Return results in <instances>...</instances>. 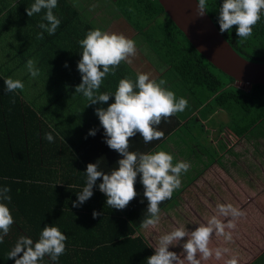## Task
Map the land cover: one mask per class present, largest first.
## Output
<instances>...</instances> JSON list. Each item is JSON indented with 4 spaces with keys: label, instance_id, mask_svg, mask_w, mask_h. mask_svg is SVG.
<instances>
[{
    "label": "crops",
    "instance_id": "obj_1",
    "mask_svg": "<svg viewBox=\"0 0 264 264\" xmlns=\"http://www.w3.org/2000/svg\"><path fill=\"white\" fill-rule=\"evenodd\" d=\"M113 2L114 0H58L53 12L61 20V24L54 35L44 32L43 39L38 40L36 35L42 30L37 25L41 22L47 23L42 20L45 10L28 17L25 9L34 3V0H0V40L7 41L3 43L6 47L0 50V59L3 57V60H10L4 65L0 62V79L4 81L5 78L11 77L23 83L30 82L31 85L34 79L27 74H18V70L14 68L21 63L24 56L27 60H38L33 51L39 48H53L58 64L62 67L60 76L63 84L59 85L58 89L50 86L43 90H34L29 88V85H24V90L17 93L36 114L41 111L38 118L46 127V131H52L55 127L58 129L57 154L43 157L47 162L56 160L57 182L60 187L63 185L61 181L67 184L65 188L68 191L61 193L58 200L59 225L63 226L59 229L67 236V242H73L74 247L66 249L65 261L70 264L68 255H71L72 264H86L88 258L98 257L97 254H92L99 246L98 242L103 241L102 246L106 247L108 242L117 240V236L123 239L122 236L129 233V229H132L129 238L142 237L154 254L160 235L181 224L186 225L189 231L194 230L196 225L206 223L211 215L216 214L217 204L231 203L245 213L236 223L247 225V236L253 243L248 249L238 250L235 238L238 232L234 230L231 242L214 236L211 246L226 247L229 251L225 258L236 256L238 264H248L264 251V216H261L260 212V207H264V157L259 159L251 154H241V151L245 150L243 147L239 151L235 149L233 153L225 152L224 146L220 145L214 134L217 127L228 121L227 118H222L223 115L227 116L226 113L219 109L210 112L207 108H196L185 87L131 26L126 24ZM82 22L89 30L99 28L123 34L136 43L137 54L130 58L132 62H122L115 75H108L99 89L101 93L114 94L120 79L129 77L135 80L136 75L143 72L157 82L165 80L167 89L173 91L177 98L183 97L188 101L184 112L170 117L167 122H161L159 130L165 133L162 140L145 144L137 133L129 141L130 151L146 153L163 150L173 155V163L187 161L191 165L188 172L182 174V186L174 192V199L161 208V222L155 229L134 227L145 217L148 203L143 200L144 189L139 175L134 185L138 195L123 210L111 209L106 204V197L98 188L102 182L100 179L96 181L91 198L82 205L73 207L77 195L86 185V166L89 163H97L99 170L108 174L117 167V161L122 158L105 143L104 129L95 115L96 108L106 109L114 102V97L105 104L86 106V98L75 93V87L81 83L77 63L81 58L82 49L78 41L89 31ZM66 49L71 51V58H66ZM65 64L67 67H64ZM6 94V99L14 100ZM33 124L31 121L27 123L30 128ZM93 129L96 130L95 136L88 135ZM30 136L32 137V134ZM190 192L197 193V196L184 199L183 196L186 197L185 194ZM94 211L100 215L93 218ZM260 248L262 249L259 250ZM107 251L102 256H109L110 250ZM169 251L180 254L182 249L179 246L170 247ZM59 258L62 260L63 256ZM98 264H128V260L126 258L119 262L99 261ZM202 264H224V260L211 259L203 261Z\"/></svg>",
    "mask_w": 264,
    "mask_h": 264
},
{
    "label": "clouds",
    "instance_id": "obj_2",
    "mask_svg": "<svg viewBox=\"0 0 264 264\" xmlns=\"http://www.w3.org/2000/svg\"><path fill=\"white\" fill-rule=\"evenodd\" d=\"M58 0H34L25 9L28 17L45 10L43 21L37 25L42 31L36 39H43L44 32L54 35L61 24L53 10ZM207 0H197L196 13L204 16L207 11ZM264 15V0H223L219 8L218 24L221 33L228 32L236 26V35L241 41L253 34L254 26ZM82 49L77 69L81 74V83L75 87V93L82 94L89 105L105 104L114 97V102L105 109L98 107L95 115L104 129L105 143L122 158L117 161V167L106 174L99 170L97 163L86 166V185L77 195L73 207H78L93 195V188L98 179L99 191L106 197V204L111 209L123 210L136 198L138 193L134 185L139 175L143 186V196L147 200V210L140 223L142 229H155L161 222L160 205L173 197L175 191L182 186V174L191 167L187 161L173 163L172 154L163 151L138 152L130 151V138L140 134L145 144L162 140L165 133L159 130L162 121L182 113L188 107L187 99L177 98L175 93L165 87L166 81L157 82L147 73H138L135 80L124 77L119 80L113 93L99 89L108 75H115L117 67L122 62L131 63V57L137 54L134 40L114 32L99 28L89 30L85 37L78 41ZM25 67L34 79L40 75L34 59H28ZM67 67V64L64 65ZM8 92L24 90L21 80L11 77L4 79ZM14 103V101H13ZM96 130H90L88 135L95 136ZM45 139L53 141L51 133L45 134ZM10 188L0 189V243L3 242L14 223L7 203L11 201ZM214 215L206 223H199L194 230L189 231L186 225L174 227L158 237L154 254L147 258V264H202L211 259L224 260V264H238V257L226 254V247H212L213 237H222L231 242L236 221L245 213L231 203L217 204ZM93 218L100 215L92 213ZM67 236L56 226L45 225L34 242L31 238L21 236L14 247L8 252V259L14 264H39L48 256L56 262L65 253ZM179 246L180 254L169 251L170 247Z\"/></svg>",
    "mask_w": 264,
    "mask_h": 264
},
{
    "label": "trees",
    "instance_id": "obj_3",
    "mask_svg": "<svg viewBox=\"0 0 264 264\" xmlns=\"http://www.w3.org/2000/svg\"><path fill=\"white\" fill-rule=\"evenodd\" d=\"M113 3L134 32L185 87L196 108H207L210 112L219 109L226 113L228 121L217 127L214 137L228 133L229 140H238L264 120V85L248 86L247 90L235 86L232 78L215 69L188 44L163 13L157 0H114ZM222 3L223 0H207L206 9V15L219 34L239 57L264 64V17L261 16L254 26L252 36L241 41L236 35V26L228 32H220L218 16ZM82 25L89 30L83 22ZM65 52L67 59L72 57L69 49ZM33 54L38 58L36 67L40 75L34 78L29 88L43 90L51 86L58 89L63 80L56 51L54 53L53 48H39ZM26 61L27 57L24 56L14 69L30 77L25 67ZM17 92L21 91L8 92L0 79V189L10 188L11 201L5 203L14 219L9 233L0 243V264H14L7 254L19 237H28L35 242L46 224L63 228L59 225L58 200L61 193L68 191L65 181H61V187L57 182L56 160L47 162L43 157L57 154V127L46 131L38 118L41 111L36 114ZM5 94L13 97L14 103L6 99ZM30 121L34 123L31 128L27 125ZM45 133L52 134V142H46ZM219 143L223 146L221 140ZM173 199L163 202L160 209ZM143 200L147 202L145 198ZM134 227H140V224ZM128 232H132V229ZM129 233H124L123 239L117 236V240L108 242L106 247L102 246L103 241L98 242L99 246L92 253L98 257H90L85 263L119 262L127 258L128 264H147L146 260L153 252L142 237L129 238ZM65 244L66 249L74 247L73 242L65 241ZM107 250H110V255L102 256ZM64 254L63 259L59 258L56 262L45 256L39 264H67ZM68 258L72 264L71 255ZM248 264H264V251Z\"/></svg>",
    "mask_w": 264,
    "mask_h": 264
},
{
    "label": "water",
    "instance_id": "obj_4",
    "mask_svg": "<svg viewBox=\"0 0 264 264\" xmlns=\"http://www.w3.org/2000/svg\"><path fill=\"white\" fill-rule=\"evenodd\" d=\"M157 1L188 44L215 69L232 78L236 84L264 85V64L239 57L206 14L197 16V0Z\"/></svg>",
    "mask_w": 264,
    "mask_h": 264
},
{
    "label": "rangeland",
    "instance_id": "obj_5",
    "mask_svg": "<svg viewBox=\"0 0 264 264\" xmlns=\"http://www.w3.org/2000/svg\"><path fill=\"white\" fill-rule=\"evenodd\" d=\"M126 24H128V23L126 22ZM3 43H7V41L0 40V50H3L2 47H6ZM7 52H9V51H7ZM1 58H2V60L0 59V62H2L3 65L9 63V61H10V60H3V57H1ZM5 67H9V66H5ZM19 72H21V71L18 70V74H20ZM172 77H173V75H172ZM172 84H174V83H172ZM24 85L27 86V85H30V83H28V84L26 83ZM235 86H237L238 88H241L243 90L248 89L247 85H243V84H239V83L235 84ZM172 88L174 90V87H172ZM31 89H33V87H31ZM222 118H224L223 120H226L227 116L223 115ZM226 134H228V133L220 134L217 137L218 140L222 141L225 152L229 153V151H230V153H233L235 151V149H237V151H239V150H242L244 148L245 150L241 151L242 152L241 154H251L253 157H257L259 159L261 157H264V120L262 122H260L256 127H254L251 131H249L246 135H244L242 137V139H239L238 141L233 140V139L229 140L227 137L228 135H226ZM210 138L215 142L213 137L210 136ZM228 141H229V143H228ZM252 156H251V158H253ZM219 194L223 195L221 193H219ZM198 195H199V193H198ZM185 196L186 197L183 196L184 199H191L192 197L197 196V193L190 192V194H185ZM215 196L216 195H214V197ZM198 198H199V196H198ZM260 212L262 214L261 216H264V207H260ZM236 224H237V227H236L235 231L238 232V235H236V237H235L236 238V247L238 250L248 249L249 245L251 243H253V241L247 236L248 227L246 224H243V223L239 224V222H238ZM262 228L264 230V226H262ZM261 249L262 248H260L259 250H261Z\"/></svg>",
    "mask_w": 264,
    "mask_h": 264
},
{
    "label": "built area",
    "instance_id": "obj_6",
    "mask_svg": "<svg viewBox=\"0 0 264 264\" xmlns=\"http://www.w3.org/2000/svg\"><path fill=\"white\" fill-rule=\"evenodd\" d=\"M228 143H229V141H228ZM230 144H231V143H230ZM230 144H229V145H230Z\"/></svg>",
    "mask_w": 264,
    "mask_h": 264
}]
</instances>
